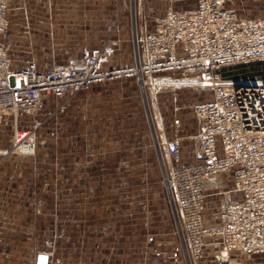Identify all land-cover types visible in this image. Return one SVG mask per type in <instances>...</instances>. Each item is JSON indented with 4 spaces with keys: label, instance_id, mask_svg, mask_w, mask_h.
I'll return each instance as SVG.
<instances>
[{
    "label": "rangeland",
    "instance_id": "obj_1",
    "mask_svg": "<svg viewBox=\"0 0 264 264\" xmlns=\"http://www.w3.org/2000/svg\"><path fill=\"white\" fill-rule=\"evenodd\" d=\"M10 1L8 35L16 69L32 62L66 64L83 47L108 41L116 53L105 69L119 68L133 60V21L141 36L169 7L188 11L198 4ZM215 1L243 19L264 17V0ZM250 68L264 79V67ZM151 78L180 79L165 73L144 78L145 84ZM168 82L153 90L147 84L143 90L134 77L96 83L72 97L45 98L34 117L6 121L0 131V264H39L40 254L50 256L47 264H264V254L227 252L216 237L207 239L201 260H187L161 158L167 162L166 143L178 138L182 164L198 160L195 106L210 101L213 91L209 83ZM17 131L19 139L29 133L36 144L33 155L22 153ZM232 188L228 176L207 181L209 227L218 224Z\"/></svg>",
    "mask_w": 264,
    "mask_h": 264
},
{
    "label": "built area",
    "instance_id": "obj_2",
    "mask_svg": "<svg viewBox=\"0 0 264 264\" xmlns=\"http://www.w3.org/2000/svg\"><path fill=\"white\" fill-rule=\"evenodd\" d=\"M10 3L0 0V131L11 117L17 124L19 117L36 116L47 97H72L96 83L125 77L141 81L165 73L209 83L212 99L195 106L198 160L182 164L178 138L166 143L167 162L161 158L179 237L190 263L204 257L211 237L227 252L264 254V79L249 70L264 67V17L243 19L221 2L198 0L194 10L169 7L156 18L154 29L141 36L133 21V60L119 68L105 69L116 53L108 41L83 47L79 58L67 65L32 62L16 69L7 39ZM118 26L114 22L111 30ZM239 67L246 75L231 76ZM22 134L17 142L31 156L36 144L28 132ZM223 175L233 188L211 228L205 220L206 183Z\"/></svg>",
    "mask_w": 264,
    "mask_h": 264
},
{
    "label": "bare ground",
    "instance_id": "obj_3",
    "mask_svg": "<svg viewBox=\"0 0 264 264\" xmlns=\"http://www.w3.org/2000/svg\"><path fill=\"white\" fill-rule=\"evenodd\" d=\"M164 80H167V79H152L151 78V80H149L148 82H146V84H145V82H144V79L143 80H141V81H139L140 82V85L142 86V88H143V90H144V85H146L149 89H151V90H153V89H155L156 87H158V86H160V85H163V84H166V82H168L167 84L168 85H173L176 81H179V80H171V79H168V81H164ZM181 81H186V80H181ZM193 81V80H192ZM195 82H197V81H195ZM198 83V82H197ZM200 84H205V82H199ZM155 91V90H154ZM145 92V91H144ZM154 94V93H153ZM31 139V138H30ZM17 144V143H16ZM23 145V144H22ZM24 146L25 145H23V148H24ZM17 147H18V145H17ZM6 151H3V152H1V154H3V153H5ZM9 152V151H8ZM210 181V180H209ZM226 251V250H225ZM220 257V256H219ZM224 258V257H223ZM226 258V257H225Z\"/></svg>",
    "mask_w": 264,
    "mask_h": 264
},
{
    "label": "water",
    "instance_id": "obj_4",
    "mask_svg": "<svg viewBox=\"0 0 264 264\" xmlns=\"http://www.w3.org/2000/svg\"><path fill=\"white\" fill-rule=\"evenodd\" d=\"M38 263L39 264H47L48 263V255H46V254H40L38 256Z\"/></svg>",
    "mask_w": 264,
    "mask_h": 264
},
{
    "label": "crops",
    "instance_id": "obj_5",
    "mask_svg": "<svg viewBox=\"0 0 264 264\" xmlns=\"http://www.w3.org/2000/svg\"><path fill=\"white\" fill-rule=\"evenodd\" d=\"M9 38H10L9 35L7 34V39H8V41L10 42V39H9ZM78 58H79V55H78L77 58L74 59L73 61H69V62L66 63V64H59V65H67V64H70V63L74 62L75 60H77ZM38 64H40V65H42V66H50L48 63H45V62H38Z\"/></svg>",
    "mask_w": 264,
    "mask_h": 264
},
{
    "label": "trees",
    "instance_id": "obj_6",
    "mask_svg": "<svg viewBox=\"0 0 264 264\" xmlns=\"http://www.w3.org/2000/svg\"><path fill=\"white\" fill-rule=\"evenodd\" d=\"M236 69H238V70H233V71L230 72L231 76L239 75L238 73H241V75H246V74L244 73V70H241V67L236 68ZM242 69H243V68H242ZM261 69H264V68H261Z\"/></svg>",
    "mask_w": 264,
    "mask_h": 264
}]
</instances>
